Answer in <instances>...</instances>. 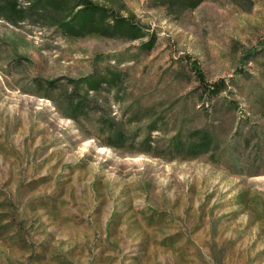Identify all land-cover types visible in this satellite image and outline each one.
<instances>
[{"label":"rangeland","instance_id":"1","mask_svg":"<svg viewBox=\"0 0 264 264\" xmlns=\"http://www.w3.org/2000/svg\"><path fill=\"white\" fill-rule=\"evenodd\" d=\"M90 1L0 19V264H264V0Z\"/></svg>","mask_w":264,"mask_h":264},{"label":"trees","instance_id":"2","mask_svg":"<svg viewBox=\"0 0 264 264\" xmlns=\"http://www.w3.org/2000/svg\"><path fill=\"white\" fill-rule=\"evenodd\" d=\"M0 0V19L10 24H17L32 17H47L50 27H57L64 34L83 36L90 33L115 35L120 33L129 40L141 39L145 36L142 27L136 26L128 18L113 15L111 11L91 3L90 0ZM174 11L195 8L202 0H154ZM194 73L203 89L213 91L221 87L220 80L208 85L204 83L202 72L198 66L191 64ZM88 84L87 82L85 83ZM78 104L75 105L77 108ZM204 142V140H202ZM178 145V144H177ZM176 145V146H177Z\"/></svg>","mask_w":264,"mask_h":264}]
</instances>
